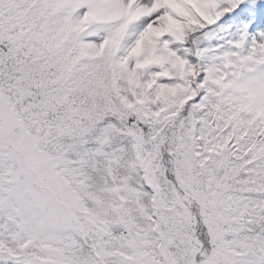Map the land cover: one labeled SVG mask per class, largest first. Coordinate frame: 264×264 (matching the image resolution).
<instances>
[{"label":"snow or ice","instance_id":"1","mask_svg":"<svg viewBox=\"0 0 264 264\" xmlns=\"http://www.w3.org/2000/svg\"><path fill=\"white\" fill-rule=\"evenodd\" d=\"M0 264H264V0H0Z\"/></svg>","mask_w":264,"mask_h":264}]
</instances>
